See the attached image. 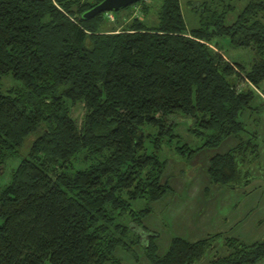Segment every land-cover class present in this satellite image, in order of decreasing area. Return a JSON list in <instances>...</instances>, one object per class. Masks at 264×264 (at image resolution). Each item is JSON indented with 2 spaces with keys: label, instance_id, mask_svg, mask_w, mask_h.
<instances>
[{
  "label": "trees",
  "instance_id": "1",
  "mask_svg": "<svg viewBox=\"0 0 264 264\" xmlns=\"http://www.w3.org/2000/svg\"><path fill=\"white\" fill-rule=\"evenodd\" d=\"M98 1L0 0V172L21 157L0 184V264H118L119 247L140 244L149 264H192L218 233L172 238L159 255L153 234L142 240L137 230L148 232L141 218L169 191L167 159L233 135L237 143L206 168L211 182L230 185L241 182L239 161L256 154L257 136L241 116L258 110L250 102L264 82L261 0L246 2L229 24L222 0V10L195 4L198 25L188 29L179 0H138L107 11L112 19L82 18ZM131 9L138 14L124 21L120 12ZM223 36L250 49L248 69L221 55L212 39ZM77 102L85 107L79 126L70 116ZM181 122L205 142L167 149L179 142L172 128ZM225 244L230 252L209 264L264 258V237Z\"/></svg>",
  "mask_w": 264,
  "mask_h": 264
},
{
  "label": "crops",
  "instance_id": "2",
  "mask_svg": "<svg viewBox=\"0 0 264 264\" xmlns=\"http://www.w3.org/2000/svg\"><path fill=\"white\" fill-rule=\"evenodd\" d=\"M217 45L221 53V46L219 44ZM221 55L223 54L221 53ZM248 68L249 64L246 69ZM257 97L261 100V96L257 95ZM247 112L246 119L250 118L253 112L258 111L249 110ZM255 117L259 118L257 115ZM259 124L261 127L262 123H260V121ZM179 126L180 133L183 130L188 134L190 133L188 126L183 122ZM252 129L253 131L255 130V128ZM256 134L257 136L263 135L259 128H256ZM236 143L237 138L233 135H229L216 144V146H202L191 154L187 160H183L185 162L184 168L186 171H189V173L184 170L182 172L183 175L174 176L172 178L164 177L166 184L169 186V191L167 193H170L171 198L160 202L156 207V211H162V206L165 204L161 215L165 214L166 218L173 221L169 232H166V230L158 226L154 219V217L157 218V216L153 211L151 212L150 210L147 215L141 218V223L144 228L153 232L151 235L153 234L154 237L153 242H155L156 245V253L163 255L171 242L170 240L175 237L194 242L209 236V234L218 233L219 236L214 238L199 260L195 261L196 263H192L209 264L211 259L221 257L230 252L225 244L227 238H236L243 244L253 243L263 238L264 176H260V168H263L261 170L263 172L264 162L261 165L259 164V168L248 169L247 164H249V160H240L238 169H240L241 182L239 184H215L210 181L206 171L209 157L217 153L227 152L228 149L232 148ZM257 146L262 153L261 159L264 160V152L261 151L259 145ZM177 159L183 162L181 159ZM176 178L177 182L175 181ZM243 178L247 179L248 182L243 183ZM160 200L161 199L154 202H159ZM231 204H241L240 211L237 213L236 208H233L231 212L229 211L228 213L222 214L224 210H228L231 207ZM246 218L255 219V226H258V229H255L248 236H245L244 233L243 235L231 236L229 233L232 231L231 229L233 227L238 229L237 226L243 223ZM222 222L227 223L229 229L228 227H221L220 224ZM174 223L177 224V228ZM139 247L137 248L138 250H136V247L133 250L137 257V264H149L145 254H143V248L140 247L139 249ZM118 254L119 252L116 251L115 255L117 258H119ZM253 264H264V258Z\"/></svg>",
  "mask_w": 264,
  "mask_h": 264
},
{
  "label": "rangeland",
  "instance_id": "3",
  "mask_svg": "<svg viewBox=\"0 0 264 264\" xmlns=\"http://www.w3.org/2000/svg\"><path fill=\"white\" fill-rule=\"evenodd\" d=\"M208 2L211 3L212 5L219 7L218 10H222V5H220V0H179V4H180V11L182 13V17H183V21L186 25V28H190V27H195L198 25V13H196L195 11L192 10V6H194L195 4H199L201 2ZM223 1V7L227 8L228 10L224 13V17H223V21L225 24H229L234 20L235 15L241 10V8L245 5L246 2H248L249 0H222ZM264 3V0H261ZM219 4V5H218ZM157 5V1H153V7L152 9L149 11V14L147 15L146 20L149 22H154V20H156V12H155V8ZM124 7L121 10L128 8ZM121 15L123 16V18H125L124 21H130L131 19V14L135 15L137 12L134 9H131V11L128 12H120ZM126 13V14H125ZM130 14V16H128V14ZM138 14V13H137ZM139 17L140 14L138 15ZM263 22H264V17L262 18ZM123 22H121L122 24ZM108 24H111V22H108ZM113 24V23H112ZM213 42H216L217 44H219L221 46V53L224 55V57L226 56V58H228L229 61H238L240 62L243 66H245L246 68L248 67V64L250 63L251 59H252V54L249 48H243V47H239V46H233L232 44H230L228 42V39L226 37H214L212 39ZM213 46V45H212ZM9 82H11L10 78H5L3 79V83L6 86ZM240 86H242V84H240ZM257 95L261 96V100L257 97ZM250 105L253 106H258V112H253L252 116L248 119H244V115L241 116L242 121L246 124V127L249 128V130H253L252 128H255V134H256V128L261 129V132L263 133L262 136H257V138L255 139L257 142V145H259L261 148V151L264 152V82L259 86L258 91L256 92V94H254L252 102H250ZM85 112V107H83L82 102H77V104H75L73 107H71V111H70V116L72 119H74L76 126H79L82 123V118H83V114ZM246 114H248V112L246 111ZM259 116V118L255 117V116ZM257 118V119H256ZM260 123H262L261 127H260ZM182 123V122H181ZM181 123H176L174 126V129L172 128V132H175L177 134H179V142H176V138L173 139L166 143L165 142V146L167 149H171L173 146L180 145L182 144V142L186 143L188 145V147H190L191 149H194V147L200 146L202 143L205 142V140L207 139L206 136H204L203 134H197V133H187L185 130H183L180 133V126ZM185 124V123H184ZM187 126V125H186ZM252 128H251V127ZM187 130V129H186ZM206 134V133H205ZM204 147V146H203ZM256 154L255 155H251V157H247V160H249V164H247L248 169H252V168H259V164H263L264 160H262V153L260 152V150L258 149V147L256 148ZM174 150V149H173ZM162 153L169 157L171 156L172 151L169 150H165L164 148H162ZM162 153L159 152V156L162 157ZM264 157V155H263ZM21 157L20 156H14V157H10V159H8L5 162L4 165V170L2 172H0V184H5L8 182V178H9V174L11 169L17 164V162L19 161ZM179 159H181L182 161L187 160V158L185 156L183 157H179ZM168 163L166 164L165 170H164V176L166 178H172L174 176H178V175H183V171L185 170L184 166H185V162H181L177 159V157L175 158H171L169 157V159H167ZM263 168H260V176H264V170L263 172L261 171ZM186 171V170H185ZM187 173H189V171H186ZM175 181L177 182V178L175 179ZM171 195L170 193L165 194L161 200L159 202H152L149 204V207L151 208V212L153 211L157 218L154 217V219L156 220L158 226H160L162 229L166 230V232H169V229L171 228V224H173V221L166 218L165 214L161 215V212L164 210V205L162 206V211L161 210H157V205L162 202L165 201L167 199H170ZM142 205H144V201L143 200H139V201H135L131 203V207L135 208V209H139V207H141ZM233 208H236V212L238 213L240 211L241 208V204H231V207L228 210H224L222 212L223 213H228L229 211L231 212V210ZM253 223V224H251ZM175 224V227L177 228V224ZM255 219H248L246 218L243 223H241L240 225H238V229L233 227L231 230V232H229L232 235H244L248 236L251 232H253L255 229H258V226H255ZM221 227H228L227 223H221L220 224ZM235 228V229H234ZM229 229V227H228ZM138 231H141L143 233H141L142 236V240L144 235H151V233H153L152 231L146 230L144 228L145 231L148 232H144L141 229H137ZM239 230V231H238ZM243 236V237H245ZM264 237V236H262ZM246 238V237H245ZM219 240V239H218ZM140 247L143 248L142 244L139 245ZM138 245L134 246V248L136 247V250H138L137 248L139 247ZM139 247V249H140ZM134 248L133 249H129V252L127 250H123L120 247L116 250L117 252H119L118 256L120 259L119 264H137V257L136 254H134ZM115 251V253H116ZM196 263V262H195Z\"/></svg>",
  "mask_w": 264,
  "mask_h": 264
},
{
  "label": "water",
  "instance_id": "4",
  "mask_svg": "<svg viewBox=\"0 0 264 264\" xmlns=\"http://www.w3.org/2000/svg\"><path fill=\"white\" fill-rule=\"evenodd\" d=\"M136 1L138 0H99L94 6L85 10L81 16L85 19L91 18L101 12L118 11L119 9L127 7Z\"/></svg>",
  "mask_w": 264,
  "mask_h": 264
},
{
  "label": "built area",
  "instance_id": "5",
  "mask_svg": "<svg viewBox=\"0 0 264 264\" xmlns=\"http://www.w3.org/2000/svg\"><path fill=\"white\" fill-rule=\"evenodd\" d=\"M106 16H107V18H110V19H112V17H113L112 14H110L109 12L106 13Z\"/></svg>",
  "mask_w": 264,
  "mask_h": 264
}]
</instances>
